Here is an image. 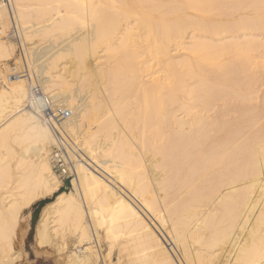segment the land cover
<instances>
[{"label": "bare ground", "instance_id": "1", "mask_svg": "<svg viewBox=\"0 0 264 264\" xmlns=\"http://www.w3.org/2000/svg\"><path fill=\"white\" fill-rule=\"evenodd\" d=\"M55 194L61 264H264V0H0V264Z\"/></svg>", "mask_w": 264, "mask_h": 264}, {"label": "rangeland", "instance_id": "2", "mask_svg": "<svg viewBox=\"0 0 264 264\" xmlns=\"http://www.w3.org/2000/svg\"><path fill=\"white\" fill-rule=\"evenodd\" d=\"M15 31V34H13V32ZM9 40L18 44V49H17V55L21 56L22 54V47L19 45L20 44V39L18 36V33L16 31V29L13 27L10 32H9V36H8ZM10 65L12 68L15 67V61H11ZM59 177V176H58ZM61 179V178H60ZM64 186L61 188V192L67 191L70 188V183L71 181H66V180H62ZM58 194H55L54 196L41 200L39 202H37L36 204H34L31 208L27 209L25 211V216L28 218L27 224L29 225V230L28 233L26 234V236L24 237V239L22 240V244L19 246V250L22 251V253L20 254V258L22 259H18L16 262V264H61V262H63L65 260V255L62 257L61 254H59L55 248L53 246H49L46 247L43 250H40L37 248L36 246V228L38 225V222L41 218L42 212L44 207L51 203L54 198L57 196ZM22 221L24 222V218L22 219ZM153 226V223L151 224ZM154 229H156V231L158 232V234L160 235V237L163 238V240H165V244L168 246V249L172 250V246H171V242H167V240L165 239V237L162 235V233L156 228V226H153ZM72 242L69 240V246L71 247ZM170 246H169V245ZM172 254L175 256V254L172 252ZM61 255V256H60ZM106 255L103 254L102 255V261L99 264H108L106 262ZM113 262L111 264H116L115 261H117V256L115 255L113 258Z\"/></svg>", "mask_w": 264, "mask_h": 264}, {"label": "built area", "instance_id": "3", "mask_svg": "<svg viewBox=\"0 0 264 264\" xmlns=\"http://www.w3.org/2000/svg\"><path fill=\"white\" fill-rule=\"evenodd\" d=\"M4 4H8V0H1ZM14 35L15 32H13ZM34 93L38 96L41 97V91L39 87H34L33 88ZM44 109L46 116L53 122H58L60 119H67L70 117V112L69 111H61L59 113L53 112L49 108L48 102L44 104ZM63 150H58L55 155H54V171L56 174L62 179L66 181H72L74 178V167L72 162L66 157V155L63 153Z\"/></svg>", "mask_w": 264, "mask_h": 264}]
</instances>
